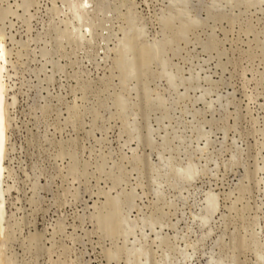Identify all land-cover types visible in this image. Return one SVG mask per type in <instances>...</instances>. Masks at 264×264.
<instances>
[{
  "label": "rangeland",
  "instance_id": "obj_1",
  "mask_svg": "<svg viewBox=\"0 0 264 264\" xmlns=\"http://www.w3.org/2000/svg\"><path fill=\"white\" fill-rule=\"evenodd\" d=\"M1 71L0 264H264V0H0Z\"/></svg>",
  "mask_w": 264,
  "mask_h": 264
},
{
  "label": "bare ground",
  "instance_id": "obj_2",
  "mask_svg": "<svg viewBox=\"0 0 264 264\" xmlns=\"http://www.w3.org/2000/svg\"><path fill=\"white\" fill-rule=\"evenodd\" d=\"M1 73H3V71H1L0 72V138L2 139V137H1V135H3L2 134V132H3V130H4V122H5V117H4V108H3V105H4V100H3V97H4V90H6V89H4V84L2 83V81H1ZM4 170H2V172H3ZM3 174V173H2ZM0 177H1V173H0ZM2 179V178H1ZM1 183V182H0ZM1 190V189H0ZM0 193H2V192H0ZM4 193V192H3ZM2 194H0V196H1ZM1 199H2V197H1ZM5 206V205H4ZM3 213V204H2V202H0V220H1V218H2V214Z\"/></svg>",
  "mask_w": 264,
  "mask_h": 264
}]
</instances>
